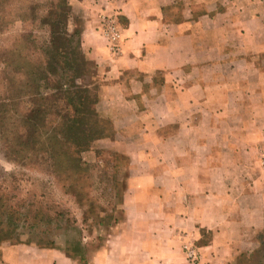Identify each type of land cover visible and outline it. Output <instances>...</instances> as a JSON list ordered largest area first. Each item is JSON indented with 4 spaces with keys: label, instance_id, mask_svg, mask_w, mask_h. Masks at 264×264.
I'll use <instances>...</instances> for the list:
<instances>
[{
    "label": "crops",
    "instance_id": "1",
    "mask_svg": "<svg viewBox=\"0 0 264 264\" xmlns=\"http://www.w3.org/2000/svg\"><path fill=\"white\" fill-rule=\"evenodd\" d=\"M69 4L92 110L111 128L97 147L128 161L124 213L83 260L22 242L3 244L0 264H190L184 245L207 234L196 264H232L264 231V0Z\"/></svg>",
    "mask_w": 264,
    "mask_h": 264
},
{
    "label": "trees",
    "instance_id": "2",
    "mask_svg": "<svg viewBox=\"0 0 264 264\" xmlns=\"http://www.w3.org/2000/svg\"><path fill=\"white\" fill-rule=\"evenodd\" d=\"M71 14L72 7L67 1L51 3L42 18L51 29L49 43L41 47L42 50L39 47L43 63L28 52L24 53L23 45L28 40L24 37L13 48L0 49V133L8 158L30 169L38 164L44 166L51 175L50 183L71 196L81 211L80 220L66 217L60 211H56L55 216L35 217L36 223L31 224V228L40 225L62 228L57 221L64 217L63 227L73 235L71 243L64 249L67 254L83 260L94 236L102 238L108 226L122 219L128 171L125 170L123 179L116 171L118 159L128 161L118 152L110 154L102 148L96 149L98 160L107 154L115 158L114 162L118 160L112 165L114 171L110 174L108 166L101 169L97 163V168L82 157L84 152L97 147L98 140L109 136L111 128L101 124L92 110L89 87L93 73L86 66V57L81 50V30L71 34L66 30ZM32 46L35 50L36 46ZM22 104L25 106V111L21 112L24 134L13 145L7 134H11L9 129L14 125V113L19 112ZM6 197L0 193V247L5 242L22 243L20 230L28 222L26 218L23 220L19 207L10 202L12 197ZM259 242L264 248V238ZM34 243L42 247L56 246L52 238H40Z\"/></svg>",
    "mask_w": 264,
    "mask_h": 264
},
{
    "label": "rangeland",
    "instance_id": "3",
    "mask_svg": "<svg viewBox=\"0 0 264 264\" xmlns=\"http://www.w3.org/2000/svg\"><path fill=\"white\" fill-rule=\"evenodd\" d=\"M66 1L70 3V0H0V49L13 48L15 43L24 37L28 39L23 45L24 53L28 52L36 61L43 63V58L39 55L42 50L41 47L49 43L51 29L48 24L43 22L42 18L46 16L51 3L62 4ZM71 15L72 18L66 25V30L70 34L75 30L79 32L82 27L79 17L74 15L73 12ZM62 28H64V25ZM78 38L79 35L74 38L75 45L78 43ZM32 45L36 46L35 50ZM83 54L85 55L84 52ZM90 70L93 73V70ZM90 82H92V78H90ZM18 111V113H14V125L9 129L11 134H7L10 139L9 142L13 145L19 142V136L24 134L25 129L21 127L23 116L21 112L25 111V106L23 104L20 105ZM5 145L0 133V193H4L5 197L6 195L12 197L10 202L19 207L23 220L25 221L26 218V221H28L21 228L22 235L19 239L23 242L31 240L36 242L40 238H45L46 240L47 238H52L55 240L56 246L66 248L71 243L73 235L71 231L63 227L65 222L64 217H60L61 219L57 221L62 228H57L56 225H40L38 228H31V224L36 223L35 217L55 216L56 211L65 213L66 217H77L80 220L82 217L80 209L74 203L71 196L66 195L60 187L50 183L51 175H49L44 166L38 164L32 169L28 166L21 167L15 161L8 158ZM102 146L96 147L95 145L90 150L84 152L82 157L95 167L98 164V167L101 169L104 166H108L107 171L110 174L114 171L111 168L112 165L120 160L121 162L119 161L116 173L120 179H123L125 170L128 171V163L123 162L124 160L121 159L114 162L115 158L108 156V154L98 160L96 156V149L98 148H102L110 154L115 153L112 149H105ZM120 217L122 218V215ZM42 231H44V234ZM209 237V234L204 236L200 242L196 243L197 246L207 243ZM256 238L258 240L264 238V231L256 234ZM89 244L93 247L98 245V243L96 244L91 241L87 245L88 250L90 249ZM261 247V244H258L250 251L237 255L232 264H264V248L262 247L263 250L260 253L257 252Z\"/></svg>",
    "mask_w": 264,
    "mask_h": 264
},
{
    "label": "built area",
    "instance_id": "4",
    "mask_svg": "<svg viewBox=\"0 0 264 264\" xmlns=\"http://www.w3.org/2000/svg\"><path fill=\"white\" fill-rule=\"evenodd\" d=\"M103 34L107 37L111 49L114 52H119L120 45V23L114 16H105L102 22ZM260 164L264 171V148L260 151ZM184 252L190 264H196L200 258L199 246L194 243L184 245Z\"/></svg>",
    "mask_w": 264,
    "mask_h": 264
}]
</instances>
